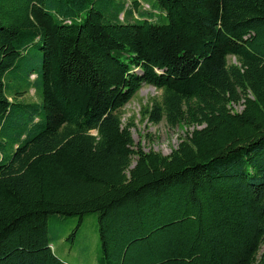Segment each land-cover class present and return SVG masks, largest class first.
<instances>
[{"label":"trees","instance_id":"obj_1","mask_svg":"<svg viewBox=\"0 0 264 264\" xmlns=\"http://www.w3.org/2000/svg\"><path fill=\"white\" fill-rule=\"evenodd\" d=\"M144 84L167 155L121 121ZM92 213L98 264H264V0H0V264Z\"/></svg>","mask_w":264,"mask_h":264},{"label":"rangeland","instance_id":"obj_2","mask_svg":"<svg viewBox=\"0 0 264 264\" xmlns=\"http://www.w3.org/2000/svg\"><path fill=\"white\" fill-rule=\"evenodd\" d=\"M132 0H125L130 4ZM151 9L154 0H143ZM166 23V19L160 20ZM228 62L233 63L234 57L228 56ZM36 70V69H35ZM16 81V80H15ZM23 80H19L21 83ZM13 87V86H12ZM24 87V84L22 88ZM161 90L152 85L144 84L135 95L119 110L122 124L133 123L131 135L136 144L145 151L153 150L163 155L169 154L177 147L180 137L185 135L186 130L181 126L171 127L165 119L153 124L149 123L142 114L145 107H149L154 100H160ZM25 101H37V93L31 89L23 94ZM241 105H235L234 110L240 111ZM78 218L74 216L52 217L49 220V232L55 253L67 264H98L100 247L97 231V215L92 213L86 215L77 227ZM75 235L71 238L73 231Z\"/></svg>","mask_w":264,"mask_h":264}]
</instances>
